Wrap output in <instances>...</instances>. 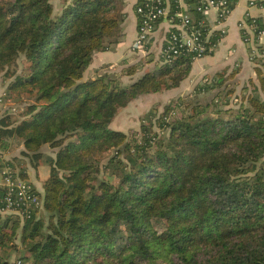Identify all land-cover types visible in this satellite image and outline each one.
Segmentation results:
<instances>
[{"label": "trees", "instance_id": "16d2710c", "mask_svg": "<svg viewBox=\"0 0 264 264\" xmlns=\"http://www.w3.org/2000/svg\"><path fill=\"white\" fill-rule=\"evenodd\" d=\"M164 1L174 24L167 40L183 12L202 56L212 54L222 34L203 1ZM61 5L0 0V72L20 56L27 62L3 99L34 95L18 114L0 115V175L11 169L43 205L30 216L0 207V264H264L262 47L256 80L240 85L238 68L206 75L161 112H146L138 130L113 129L133 99L179 87L196 52L166 51V41L147 70L150 53L85 79L94 54L121 42L125 0ZM31 168L45 170L41 191Z\"/></svg>", "mask_w": 264, "mask_h": 264}, {"label": "crops", "instance_id": "0c3cea01", "mask_svg": "<svg viewBox=\"0 0 264 264\" xmlns=\"http://www.w3.org/2000/svg\"><path fill=\"white\" fill-rule=\"evenodd\" d=\"M138 1L125 0L124 12L126 15L122 22V40L113 49L97 51L94 54L93 60L87 68L89 77H95L96 72L103 73L101 72L103 70L121 68L125 61L138 62L147 53H150L149 57L153 60L145 66V70L157 63L166 44L168 33L174 24L169 18H163L157 23L150 37L148 51H134L133 43L137 37L139 26V17L135 9ZM206 18L213 30L221 32V40L212 54L194 60L189 76L179 87L175 88L180 94L191 91L206 75L223 70L231 72L238 68L236 81L239 84H244L251 78L255 79L253 55L258 53L259 47H262L261 54L264 55V32L259 33L260 28L253 25L251 21L258 19L264 25V4L261 0H237L225 18L219 17L218 9L211 7L206 13ZM31 170L33 177L35 172L33 168ZM31 181L40 191L42 190L43 177L41 180Z\"/></svg>", "mask_w": 264, "mask_h": 264}, {"label": "built area", "instance_id": "2783aa9c", "mask_svg": "<svg viewBox=\"0 0 264 264\" xmlns=\"http://www.w3.org/2000/svg\"><path fill=\"white\" fill-rule=\"evenodd\" d=\"M202 1L203 5L199 6L200 10L206 14L209 8L215 7L218 9L219 17L221 18H225L230 12L228 7L229 4L237 2V0ZM261 1L264 4V0ZM164 2V0H142L141 3L138 4L136 12L140 16V23L137 37L133 43L134 51L145 52V46L155 30L156 23L169 12V7ZM179 2L185 5L184 0H179ZM178 14L182 18V22L177 25L179 32H174L169 37L167 40L168 50L166 51L178 53L182 49H188L196 52V58L202 57L204 47L200 32L187 29L191 21L188 14L183 12ZM263 32V28L259 29V33ZM0 185L7 188L5 195H0V207L2 210L30 216V207L31 210H36L37 212L43 209L42 201L39 196L31 192V185L17 178L15 179L11 169H5L1 174Z\"/></svg>", "mask_w": 264, "mask_h": 264}, {"label": "rangeland", "instance_id": "374dc122", "mask_svg": "<svg viewBox=\"0 0 264 264\" xmlns=\"http://www.w3.org/2000/svg\"><path fill=\"white\" fill-rule=\"evenodd\" d=\"M56 6L55 12H59L61 9L62 0H53ZM27 62L24 56H20L17 60V64L11 69L3 70L0 72V115L6 110H13L16 114H18L22 110V105L27 102L34 101V95L29 92H22L16 97L9 96L3 99V96L7 94V87L11 80H13L17 74H21L24 72L26 68ZM121 68H113L103 70L101 72H119ZM89 72L85 71V79L91 78L88 75ZM96 74H98L96 72ZM95 76V75H94ZM124 82H128V77H122ZM241 85V84H240ZM185 93H179L175 88L170 91L160 92L155 94H144L138 96L136 99H133L126 106L121 108L117 115L112 120L110 126L113 129H119L124 131L138 130L140 128V119L141 117L151 110L152 108H156L158 112H161L164 108V105L168 103L171 99L176 98L179 95ZM34 169V168H33ZM35 176L31 173L30 180H41L43 174L45 175V170L42 168L34 169ZM1 179V175H0ZM17 253L12 254V259L15 260L17 257Z\"/></svg>", "mask_w": 264, "mask_h": 264}]
</instances>
